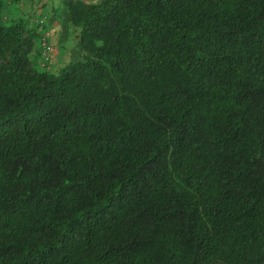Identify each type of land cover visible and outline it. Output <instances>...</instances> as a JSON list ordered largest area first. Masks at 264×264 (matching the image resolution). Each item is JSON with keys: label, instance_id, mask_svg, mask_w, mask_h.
<instances>
[{"label": "trees", "instance_id": "obj_1", "mask_svg": "<svg viewBox=\"0 0 264 264\" xmlns=\"http://www.w3.org/2000/svg\"><path fill=\"white\" fill-rule=\"evenodd\" d=\"M60 1L56 65L0 0V264H264V0Z\"/></svg>", "mask_w": 264, "mask_h": 264}, {"label": "crops", "instance_id": "obj_2", "mask_svg": "<svg viewBox=\"0 0 264 264\" xmlns=\"http://www.w3.org/2000/svg\"><path fill=\"white\" fill-rule=\"evenodd\" d=\"M92 1V0H88ZM61 3V1L59 0ZM8 3V12L15 14L20 9H24V2L20 5L18 3H11L10 0H7ZM42 3V2H40ZM40 4L35 5L36 16H46L49 24V28L52 32L50 43H51V56L53 64L59 63L60 60H65L66 57L69 58L70 48L67 49L65 41L67 40L68 32V17L64 7H59L57 10L56 7H53L49 11H46L44 8H38ZM63 8L61 11L60 9Z\"/></svg>", "mask_w": 264, "mask_h": 264}, {"label": "rangeland", "instance_id": "obj_3", "mask_svg": "<svg viewBox=\"0 0 264 264\" xmlns=\"http://www.w3.org/2000/svg\"><path fill=\"white\" fill-rule=\"evenodd\" d=\"M24 2V10L25 11H35V5L39 4L40 2L43 3V7L46 11H49V9L53 7H56V10L59 7H62V4L59 2V0H23ZM41 4V3H40ZM61 11L63 10V8L60 9ZM72 28L70 26H68V32H67V40L65 41V45L67 47V49L72 48L74 46V36H72ZM67 59V57H66ZM65 59V60H66ZM58 65V64H56ZM60 66V64H59Z\"/></svg>", "mask_w": 264, "mask_h": 264}, {"label": "built area", "instance_id": "obj_4", "mask_svg": "<svg viewBox=\"0 0 264 264\" xmlns=\"http://www.w3.org/2000/svg\"><path fill=\"white\" fill-rule=\"evenodd\" d=\"M38 22L40 24H43L44 19L43 18L39 19ZM49 36H50L49 31L45 30L41 39H40V47L42 49V56H43L44 60H48V58H49V55H48V52L50 50Z\"/></svg>", "mask_w": 264, "mask_h": 264}]
</instances>
